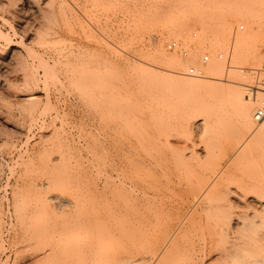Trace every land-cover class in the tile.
Returning a JSON list of instances; mask_svg holds the SVG:
<instances>
[{
    "label": "rangeland",
    "instance_id": "obj_1",
    "mask_svg": "<svg viewBox=\"0 0 264 264\" xmlns=\"http://www.w3.org/2000/svg\"><path fill=\"white\" fill-rule=\"evenodd\" d=\"M251 12L259 16L250 19ZM216 31L226 40L214 43ZM247 32V41L232 46ZM259 32L264 0H0V264H99V220L114 239L107 242L114 252L105 250L121 264H141L174 231L168 249L179 252L169 253L189 255L187 264H217L209 249L221 247L214 245L216 218L227 208L232 218L252 222L249 237L264 238V136L239 129L233 105L220 93L181 94L160 80L166 67L153 57L161 46L178 62L175 74L187 78H203L208 63L222 62L223 72L213 76L246 98L245 85L255 83L251 72L264 56L262 50L255 70L245 62ZM171 42L176 47L168 49ZM231 46L237 54L227 63ZM204 54L202 77L188 76L187 66ZM135 150L183 158L157 179V186L173 181L161 204L132 203L118 179H110L107 198L101 193L103 178L115 177L116 164L126 166ZM147 170L137 177L154 183ZM195 188L204 191V202L194 201Z\"/></svg>",
    "mask_w": 264,
    "mask_h": 264
},
{
    "label": "bare ground",
    "instance_id": "obj_2",
    "mask_svg": "<svg viewBox=\"0 0 264 264\" xmlns=\"http://www.w3.org/2000/svg\"><path fill=\"white\" fill-rule=\"evenodd\" d=\"M252 14H253V12H251ZM250 15V13L248 14L250 17V19H255V18H257L258 16H259V14L256 16L255 14H256V12H254V14L253 15ZM253 16H254V18H253ZM239 17V15L237 14V17H235V18H238ZM242 16H240V18H241ZM249 20V19H248ZM257 20V22H258V19H256ZM256 20H255V22H256ZM250 21V20H249ZM252 22V21H251ZM250 27H252V25L250 26ZM254 27V26H253ZM200 29H198L201 33H203V34H207V33H205V30L204 29H202L201 27H199ZM251 30V29H250ZM250 32V31H249ZM249 32H247L248 34H245V36H240V35H238V36H236V37H234L235 38V40L233 39V42L235 41V45H232V46H234L236 49L238 48V46L239 45H241V43L242 42H244V41H247V39H248V37H250V34L251 33H249ZM264 32H262V33H258V39H257V45L255 46V48H251V49H249V50H247V52H246V54H245V62H246V64L250 67V69L251 70H255V65H256V62H257V60H258V58H259V54H260V52L262 51V50H264V34H263ZM208 36H209V34H207ZM207 35H205L204 36V38H207L208 36ZM224 35V34H223ZM221 35L220 34V32H218V31H216V33H214L213 34V36L212 37H214V43H215V41L217 40V41H220V37H222L223 38V40H226V36L224 35ZM209 39H210V37H208ZM207 38V39H208ZM218 38H220L219 40H218ZM222 40V42H223V44H224V41ZM228 40V39H227ZM206 41H208V40H206ZM211 41H213V39L211 40ZM205 42V41H204ZM227 42V41H226ZM206 43V42H205ZM228 44H229V42H227ZM226 43V44H227ZM211 44V43H210ZM213 44V43H212ZM227 44V45H228ZM207 45H208V43H207ZM232 46H231V48H232ZM236 49H234V48H232V49H230V50H232V53L230 52V54H229V60H227L228 62L227 63H229V61L231 60L230 59V55H232V56H235L236 57V54H237V50ZM234 50H235V52H234ZM226 52H227V49H226ZM226 54V53H225ZM153 57H154V59L155 60H157V61H160V62H162V63H164L163 65H165V67H166V69H164V70H166L167 72H160L159 73V75L157 74L158 72H156V74H155V76L156 77H158V76H160L159 78H160V80H163L164 82L166 81V83L168 84V85H173L174 86V88H176L177 89V92H178V90H179V93L180 92H182L181 94H187L186 92H188V93H190L191 91H194V89H195V91H197L199 88V90H203V89H207L208 90V92L210 91L211 93H206L208 96H210L211 94H212V92H215L214 93V97H215V94H219L218 96H221V98L223 99V100H225V101H227V99H228V103L230 104V106L232 107V105H233V107H232V111L234 112V114L236 115L235 116V118H237V126H238V128L239 127H241L243 130H245V132H249V133H251V134H253V135H257V136H264V119L262 120V121H260V122H257V123H255V124H253V121H252V119H253V110L251 111V101H252V99H249V98H245V97H243V94H242V92L240 91V90H238L237 88H234V87H232L233 85H231V84H227V83H222V82H220L219 81V79L218 78H215L214 76H215V74L217 75L218 74V72H220V73H222L223 72V67H224V64H223V66H222V62H220V63H214L213 61H211L210 63H208V65H207V70H206V72H207V76H203V78H187V77H182V76H178L177 74H175V73H177L176 71H175V65H177L178 66V62L175 60V58L174 57H168L167 56V54L163 51V49L161 48V46H157V47H155L154 48V50H153ZM234 61V60H233ZM232 61V62H233ZM224 62V61H223ZM234 63V62H233ZM231 64V63H230ZM235 64V63H234ZM233 64V65H234ZM197 65V64H196ZM226 65V64H225ZM232 66V65H231ZM235 66V65H234ZM235 68V67H234ZM257 69V68H256ZM226 72H227V69L225 70ZM228 71H229V68H228ZM231 71V70H230ZM233 71V73H235L234 72V70H232ZM231 71V72H232ZM203 72H204V70H203ZM251 73H253V75L251 74V76H250V79L251 80H254L253 78H254V74H255V72L253 71V72H251ZM158 75V76H157ZM214 75V76H213ZM89 76V75H88ZM91 76V75H90ZM92 77V76H91ZM95 77V76H94ZM82 78H85V77H83L82 76ZM97 78V77H96ZM85 79H87V78H85ZM89 79H90V77H89ZM81 80V79H80ZM92 80H93V77H92V79L90 80V81H88V82H92ZM97 80V79H96ZM87 81V80H86ZM95 81V80H94ZM222 81V80H221ZM228 82V81H227ZM94 83V82H93ZM170 83V84H169ZM81 84H83V82H81ZM88 85H89V83H87ZM86 84V85H87ZM95 84V83H94ZM240 84V83H239ZM252 84H253V82H252ZM92 85V84H91ZM241 85V84H240ZM242 85H245V84H242ZM231 86V87H230ZM245 86H249V85H245ZM80 87H82V85L80 86ZM87 87V86H86ZM172 87V86H171ZM202 88V89H201ZM86 89V88H85ZM91 89H92V86H91ZM175 90V89H174ZM204 90V91H205ZM206 90V91H207ZM190 91V92H189ZM199 92V91H198ZM195 93V92H194ZM210 94V95H209ZM213 95V94H212ZM211 95V96H212ZM258 95V94H257ZM217 96V95H216ZM223 96V97H222ZM214 97H212V98H214ZM220 98V100H222ZM257 98H259V96L257 97ZM256 98V99H257ZM216 99H217V97H216ZM28 101H33L34 100V97L33 96H29L28 97V99H27ZM217 100H219V99H217ZM255 101H257V100H255ZM254 100L252 101L253 103H252V106H254L253 104H257V102H255ZM258 102H259V100H258ZM256 106V105H255ZM230 107V108H231ZM235 108V109H234ZM252 108H254V107H252ZM234 109V110H233ZM252 112V113H251ZM240 129V128H239ZM242 130V131H243ZM257 136H255V137H257ZM134 149H137L136 147L134 148ZM136 152H137V150H135ZM144 151V150H143ZM145 152V151H144ZM144 152H140V153H138L137 152V154H135V155H133V153H132V155L133 156H130L129 157V160H127L126 161V166H124L123 164H122V166L119 164H116V170L117 169H119L120 171L118 172V173H116V176L115 175H113V176H115V177H113V178H110V177H108V176H105L103 179L104 180H102V185H101V187L103 188H101L100 190H101V193L104 195V196H106L107 194H106V189L108 188V185H112L113 184V186H114V183L115 182H113L112 184L110 183V179L112 180H116V179H118L117 181V184L120 186L121 185V187H120V193H121V191H122V189H123V191H126V193L127 194H129L130 196H133L134 197V199L132 198V200H131V202L133 203V202H136V201H138L139 199L141 200V199H147V200H153L154 202L155 201H159L160 202V200H163V198L165 197L164 196V193L165 192H163V191H165L166 189H168V187L169 186H171V185H169L170 183L172 184L173 183V181H171L170 180V178L169 179H167L168 181H167V184L166 185H162L161 186V183H160V185H156V183L158 184V181H157V179H158V177L160 176H165V175H167V172L169 171H171V170H169L171 167V164L173 165V167H176L177 168V166H179L180 164H183V162H182V156L181 155H179V154H175L174 156H168V158L169 157H172L171 158V160L170 161H168L167 159V157H164L162 154H159V153H154L155 155H157L158 154V156H151L150 155V153L148 154L147 152L146 153H144ZM149 156H148V155ZM165 154V153H164ZM117 155V154H116ZM118 157V156H117ZM116 157V158H117ZM123 158V157H122ZM167 158V159H166ZM120 159V158H119ZM101 161V160H100ZM172 161V162H171ZM102 162V161H101ZM121 162V161H120ZM124 162V161H123ZM122 162V163H123ZM185 162V161H184ZM106 163V162H105ZM113 163L115 164V162L113 161ZM104 165H106V164H104ZM102 166V165H101ZM107 166V165H106ZM112 166H113V164H112ZM105 168V167H104ZM150 168V169H149ZM145 169H148V170H150L149 172L152 174H150L149 173V175H151L152 177H151V179L153 178V180H155L154 181V183L153 182H151L152 180H149L150 179V177L148 178V180H147V182L148 181H150L151 182V184L150 183H145L143 180H141L140 178H142V174H141V176H140V178H138L137 176L138 175H136V173H138L139 174V172H137V171H141L142 170V172H143V170H145ZM112 170V169H111ZM114 170H115V168H114V166H113V171L112 172H114ZM147 170V171H148ZM141 172V173H142ZM105 173H107V172H105ZM171 173V172H170ZM113 174V173H112ZM107 175V174H106ZM110 175V174H109ZM147 175V174H146ZM146 175H145V177H146ZM111 176V175H110ZM162 176V177H163ZM170 176V175H169ZM145 179H147V177L145 178ZM144 179V180H145ZM172 179V178H171ZM169 180H170V183H169ZM122 182L124 183L123 185H122ZM110 183V184H109ZM152 183H153V185H152ZM169 183V184H168ZM165 184V183H164ZM169 185V186H168ZM174 185V184H173ZM107 186V187H106ZM115 186H116V184H115ZM119 186H116L117 187V189H119L118 187ZM112 187V186H111ZM116 187L114 188L115 190H117L116 189ZM173 188V187H172ZM191 188L192 189H194V187H192L191 186ZM111 190L112 191V193L115 191V190ZM197 191L199 190V191H202L201 189H198V188H195ZM169 190V189H168ZM196 190H194V191H191L192 193L194 192L195 193V195H193L194 196V201H197V200H200L201 198V196L203 195L202 193L204 192H202V193H199V191L197 192ZM111 191H110V196H111ZM122 191V192H123ZM189 191V190H188ZM117 192H119V191H117ZM116 192V193H117ZM190 192V191H189ZM115 193V192H114ZM168 193V192H167ZM187 194H188V192H186ZM193 193V194H194ZM198 193V194H197ZM109 194V193H108ZM190 194V193H189ZM189 194H188V196H189ZM113 195V194H112ZM115 195V194H114ZM129 195H128V197H129ZM120 196V195H119ZM119 196H117V197H119ZM122 196V195H121ZM164 196V197H163ZM100 197V196H99ZM112 197V196H111ZM189 197H191V196H189ZM203 198V200H204V196H202ZM106 198H107V196H106ZM122 198V197H121ZM131 198V197H130ZM187 198V197H186ZM185 198V199H186ZM111 199V198H110ZM120 198H118V199H116V200H119ZM126 199V198H125ZM165 199V198H164ZM193 199V198H192ZM191 199V200H192ZM201 199V200H202ZM103 200V199H102ZM101 200V201H102ZM121 200V199H120ZM127 200V199H126ZM130 200V199H129ZM129 200H127V202H129ZM133 200H136V201H133ZM190 200V199H189ZM188 200V201H189ZM202 200V201H203ZM187 201V200H186ZM193 201V200H192ZM201 201V202H202ZM104 202V201H103ZM111 202V201H110ZM123 202V201H122ZM125 202V201H124ZM126 202V206H127V203ZM144 202V204H145V202H147L146 200H144L143 201ZM159 202H157V205H158V203ZM164 202H165V200H164ZM204 202V201H203ZM112 203V202H111ZM114 204L116 203V202H113ZM112 203V204H113ZM121 203V202H120ZM132 203H131V205H132ZM152 203V202H151ZM182 203V202H181ZM198 203V202H197ZM124 204V203H123ZM140 205L142 204V203H139ZM160 204H161V202H160ZM190 204L192 205L193 203H191V201H190ZM125 205L123 206V207H125ZM156 205V204H155ZM197 205V204H196ZM102 206H104V205H102ZM117 206H118V204H117ZM137 206V205H136ZM149 206V205H148ZM154 206V205H153ZM188 206H189V204H188ZM194 206V205H193ZM192 206V207H193ZM112 207V206H111ZM132 207V206H131ZM145 207V206H144ZM158 207V206H157ZM160 207V206H159ZM187 207V206H186ZM108 208V207H107ZM129 208V207H128ZM134 208H135V206H134ZM138 208H139V206H138ZM137 207H136V209H138ZM140 208H141V206H140ZM143 208V207H142ZM116 209V208H115ZM117 209H118V207H117ZM126 209V208H125ZM146 209V208H145ZM154 209H155V207H154ZM154 209H152L153 211H154ZM159 209V208H158ZM191 209H193V208H191ZM106 210V209H105ZM104 210V211H105ZM110 210V209H109ZM109 210H107L106 212L108 213L109 212ZM123 210H124V208H123ZM129 210V209H128ZM143 210V209H142ZM148 210V209H147ZM226 210V212L228 213V208L227 209H224V211ZM112 211H114V209L112 210L111 209V211L110 212H112ZM131 211V210H130ZM133 211H134V209H133ZM150 211V210H149ZM194 211V210H193ZM120 212V211H119ZM123 212V211H122ZM127 213H128V211H126ZM132 212V211H131ZM139 211H137L136 212V214L138 213ZM142 212H144V211H142ZM191 212V211H190ZM189 212V213H190ZM195 212V211H194ZM106 213V214H107ZM114 213V212H113ZM118 213V212H117ZM116 213V214H117ZM127 213L125 214V212H124V214L125 215H127ZM134 213V212H133ZM148 213H150V212H148ZM147 213V214H148ZM153 213V212H152ZM154 213L156 214L157 212L156 211H154ZM192 213V212H191ZM196 213V212H195ZM223 212H221L220 214H222ZM227 213H225L224 212V214H226V215H224L223 214V216L221 215V217H222V219L220 220L219 218H221L220 216H218L219 218H216V220H218V221H216L217 222V224H216V222H215V224L217 225L216 227H217V235H218V237L216 236L215 237V235L213 236V237H215V238H217L216 239V242H217V244H214L215 246H217L218 245V247H217V249L218 250H211V249H209L211 252H215L216 253V257H214L216 260L215 261H217V264H219L218 262L219 261H223V264H224V262L226 263V262H228V261H230V264H264V246H263V244H264V238H262V236H260V237H258V235L256 236V238L255 237H251L252 236V234H251V236L249 237V235L246 233L247 232V230H250L251 228H252V222L249 220V219H247V216H241V217H238V216H236V217H238V218H232L231 216H230V214H228L227 215ZM104 214V213H103ZM115 214V213H114ZM123 214V213H122ZM136 214H135V216H136ZM138 214H140V213H138ZM138 214H137V216H138ZM146 214V213H145ZM158 214V213H157ZM194 214V213H193ZM105 215V214H104ZM113 215V214H112ZM112 215L110 214V216L112 217ZM117 215H119V214H117ZM116 215V216H117ZM186 215H188V214H186ZM109 216V215H108ZM132 216V215H131ZM131 216H128V217H130V218H132ZM140 216H141V214L138 216L139 217V219L141 220L142 219V217L140 218ZM143 216V215H142ZM155 216H157V215H155ZM100 217V216H99ZM110 217V218H111ZM113 217H115V215L113 216ZM127 217V218H128ZM138 217L137 218H135L134 219V221L135 220H137L138 219ZM148 217V216H147ZM233 217H235L234 215H233ZM116 218V217H115ZM103 219H101V221H102ZM127 220H129V219H127ZM131 220V219H130ZM143 220V219H142ZM220 220V221H219ZM143 221H145V220H143ZM105 222V221H104ZM111 222H109V224H110ZM130 224V223H129ZM101 226H102V224H100V220H99V264H121V262H119L114 256H112V255H115V253H113L114 251L111 249V247H109V244H110V246H111V242L114 240H111L110 241V235H109V233H111L109 230H108V232H104V231H107V230H105V228H104V230H103V227L101 228ZM110 226V225H109ZM116 226V225H115ZM129 226V225H128ZM152 226V225H151ZM105 227H106V225H105ZM122 227V226H121ZM120 227V228H121ZM130 227V226H129ZM153 227V226H152ZM124 228V227H123ZM123 228H121V229H123ZM132 228V227H131ZM140 228V227H139ZM154 228V227H153ZM177 228V227H176ZM106 229H109V228H107L106 227ZM120 229V230H121ZM127 229V228H126ZM129 229V228H128ZM132 229H135V228H132ZM180 229V228H179ZM179 229H176V231L177 230H179ZM241 230V232L242 233H240V238L238 237V236H236L237 235V232L238 231H236V230ZM172 230V229H171ZM181 230V229H180ZM214 231H215V229H213ZM212 230V231H213ZM252 230V229H251ZM250 230V231H251ZM143 231V230H142ZM122 232V231H121ZM124 232H126V231H124V229H123V233ZM128 232V231H127ZM127 232H126V235H127ZM133 232V231H132ZM132 232H130V233H132ZM171 232V231H170ZM175 232V231H174ZM174 232H173V234H171V235H169L168 236V232H166V234L164 235L166 238H165V240L162 242V241H158L159 240V238H158V242H159V247H157V249H155V251L154 252H151V255L149 254V256L150 257H148L150 260V262L148 263V264H187L188 263V261L191 259V263H192V257H190L189 255H184L183 253L182 254H171V253H177V251L179 252V250H177V251H175V249H174V251L172 252L171 251V246H172V240L174 239L173 237L174 236H176L175 234H177L176 232H175V234H174ZM107 233V234H106ZM122 233V234H123ZM129 233V232H128ZM137 233V232H136ZM211 233V232H210ZM239 233V232H238ZM134 234V233H133ZM170 234V233H169ZM212 234V233H211ZM210 234V235H211ZM243 234H247V235H243ZM123 235H125V233L123 234ZM141 235V234H140ZM156 235V234H155ZM174 235V236H173ZM133 236V235H132ZM173 236V237H172ZM243 236H245V237H243ZM137 237V236H136ZM143 237V236H142ZM152 237H153V235H152ZM113 238V237H112ZM144 238V237H143ZM147 238V237H146ZM260 238V240H261V238H262V240L261 241H259L258 239ZM138 239V238H137ZM139 240V239H138ZM155 240V239H154ZM217 240H219L220 241V243L217 241ZM110 243H109V242ZM211 239H210V243H211ZM109 244H108V243ZM156 242V241H155ZM144 243V242H143ZM146 243V242H145ZM161 243V244H160ZM204 243V242H203ZM210 243L208 244V246H210ZM263 243V244H262ZM105 244H107L106 246H105ZM138 244H140L139 243V241H138ZM156 244H157V242H156ZM152 245V244H151ZM170 245V248L168 249V246ZM174 245V244H173ZM220 245V246H219ZM109 247V249L108 250H110V252L111 251H113L112 253H110L108 250L106 251L105 249V247ZM142 246V245H141ZM156 246H158V244L156 245ZM177 246V245H176ZM207 246V245H206ZM214 246V247H215ZM154 247V246H153ZM190 247V246H189ZM204 247V246H203ZM202 247V248H203ZM212 247V246H211ZM139 248H142V247H140V245H139ZM145 248V247H144ZM178 248V247H177ZM153 249V248H152ZM179 249V248H178ZM191 249V248H190ZM147 250H149V249H147ZM172 250H173V248H172ZM208 250V249H207ZM206 250V251H207ZM143 251V250H142ZM171 251V253H169ZM198 251V250H197ZM138 252V251H137ZM147 252V251H146ZM181 252H182V250H181ZM188 252V251H187ZM210 252V253H211ZM188 253H192V251L191 252H188ZM203 253H204V250H203ZM142 254V253H141ZM199 254V253H198ZM208 255H209V253H207ZM144 255H146V254H144ZM147 255H148V253H147ZM204 255V254H203ZM117 256V255H116ZM132 256H134V254L132 255ZM137 256V255H136ZM141 256V255H140ZM143 256V255H142ZM146 257V256H145ZM117 258H119V257H117ZM133 258V257H132ZM148 258H142V259H144V260H148ZM134 259V258H133ZM199 259V258H198ZM139 260V259H138ZM138 260H137V262H138ZM143 260V262L141 261V258H140V261L142 262V263H144V262H146V261H144ZM196 260V259H195ZM200 261H201V259H200ZM215 261H214V263H215ZM221 261V262H222ZM124 262V260L122 261V263ZM135 262H136V260H135ZM134 262V260H132V259H128L127 261H126V263L125 264H134L135 263ZM148 262V261H147ZM196 262V261H195ZM141 263V264H142ZM229 263V262H228ZM124 264V263H123ZM145 264H147V263H145ZM195 264V263H194ZM213 264V263H212ZM216 264V263H215Z\"/></svg>",
    "mask_w": 264,
    "mask_h": 264
},
{
    "label": "built area",
    "instance_id": "obj_3",
    "mask_svg": "<svg viewBox=\"0 0 264 264\" xmlns=\"http://www.w3.org/2000/svg\"><path fill=\"white\" fill-rule=\"evenodd\" d=\"M176 47V43L171 42L167 45L168 49H173ZM182 55L185 56L186 53L182 52ZM222 54H218V58H221ZM209 62V55L204 54L200 57L197 65H189L186 68V73L191 77H202L203 68ZM256 73V81L253 85L246 86L247 89V98L256 100L257 94H261L262 98L259 101L258 106L253 111V120L260 122L264 119V56L261 58Z\"/></svg>",
    "mask_w": 264,
    "mask_h": 264
}]
</instances>
